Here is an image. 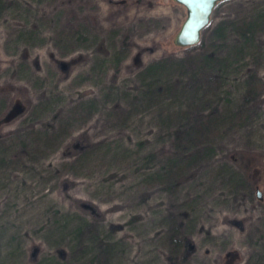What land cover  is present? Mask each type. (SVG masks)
Masks as SVG:
<instances>
[{"label":"rangeland","instance_id":"1","mask_svg":"<svg viewBox=\"0 0 264 264\" xmlns=\"http://www.w3.org/2000/svg\"><path fill=\"white\" fill-rule=\"evenodd\" d=\"M259 12L264 0H219L201 37L224 54L232 21ZM185 16L176 0H0V264H264V14L223 86L193 88L221 119L199 147L206 117L182 121L185 94L142 95L143 66L194 55L173 42ZM59 124L60 147L26 137Z\"/></svg>","mask_w":264,"mask_h":264},{"label":"trees","instance_id":"2","mask_svg":"<svg viewBox=\"0 0 264 264\" xmlns=\"http://www.w3.org/2000/svg\"><path fill=\"white\" fill-rule=\"evenodd\" d=\"M262 13L259 12L257 16L255 17L251 16L248 19H243V20L235 19L232 21V26L235 27L237 25L236 31L240 39L238 40L239 42L236 41V43L235 42L232 43V44H235L236 47L232 46L233 48L228 49L226 51L227 53L225 52L224 54H220L219 50L217 52L216 50L217 45L215 46V44H214V47H212V45L209 46L208 43L205 44L204 34L209 29V24H207L202 30L204 34L200 38L199 42L185 47L186 52H191L194 55H190L188 53V55H186V57L184 58L181 57V55H178L180 57L179 59L178 56H176L175 54L169 53L153 61H150L142 68V71L144 73H148L147 76L149 78V81L147 83L146 82L144 83V86H146V92H143L142 94L143 96L145 95L144 99L146 98L147 101L151 99L158 100L162 91L175 90L176 92L180 94L186 95L184 98L185 100L183 102H178L175 106L177 107V110H179L180 107L185 106V111L183 112L181 111L182 113H180V111L177 112L180 115L179 117L182 119V121L187 120L188 122L186 123L191 124V127H192L194 126L192 121H197L201 119V116L203 115L206 117V120H203L202 122L197 123V129L194 126L195 133L201 132V134L203 135L202 139H197V140L194 139L195 141L194 145H197V147H199L202 144L209 143L208 140L210 139V137H212L215 134L213 132L216 130V126L218 125L221 119H219L217 115L211 117V114H207L205 112V109H204V103H206L205 101L207 100L210 103V101L207 98L206 91L204 93H201V95H199L198 93L199 91L193 88L198 84L209 85V86L214 85L215 88L213 89H219L220 87L223 86L225 77H227V74L230 71V68H233L234 66L238 65L243 59L246 58L245 48L247 47L248 44L252 43L254 40V34H255L254 26L257 23H259V21L263 17L264 13L263 14ZM226 22L227 21L223 20L214 27V35L215 34L217 35L213 36V40L218 42L220 41V39H225L224 24ZM199 46L201 48L202 53L198 54L194 52V50ZM59 63H61V61H59ZM179 66L185 67L187 68V70H185V72H182L184 69H179L180 68ZM177 71L182 72V74L180 78H178L175 81H172L173 80L171 79L172 73L177 72ZM190 77L192 78L190 81L185 80V78L189 79ZM169 81H172V83H170ZM179 84L182 85L181 90L178 89L180 87ZM245 89L247 92L255 91L256 90V80L254 78L252 79L247 78ZM160 102H158V105L160 104ZM197 103H199L198 106H196ZM211 108L212 107H209L210 113H211ZM192 109H195L196 113L194 115L195 117L191 120V117L188 114L190 110ZM52 129L53 130L51 131L41 130V129L30 130L26 134V137L33 140L34 147L35 145H38L39 148H43L44 149L43 151H46V150H51L52 149L51 146L55 145V143L56 144L60 143L58 146H56V147H60L66 141V140L63 141L64 136L67 137L68 135L69 136L72 135L71 132L70 134L66 133V126L63 124H59L58 127H54ZM180 130H182L181 125L178 128V132H180ZM60 139H62V141ZM69 146L76 147L75 145H69ZM204 149H199L197 151L195 150L196 152L194 151L193 153L194 158L198 156L200 152H203ZM21 151L22 149L19 151H14L13 155L17 156L20 154ZM189 159L191 162L192 156H190ZM192 163L193 161L190 163V165ZM187 165L188 164H186L185 166ZM167 169L172 170L173 167H168ZM181 171H178L176 173H174L173 170L170 171L167 174V177L169 178V175L171 174L172 176H170L169 179H164V180L175 182L176 179L180 178L178 177V174L181 175L182 173ZM238 179L237 181H239ZM88 207L91 209L90 212L92 214L97 215V211L95 210V208L91 207L90 205ZM180 225L181 223L178 222L175 228L179 230ZM178 230H176L173 233V236L170 238L169 241H172L173 247L178 248L180 252L184 251L185 256L187 254L189 255L193 252L191 250L194 246L190 242V238H187L186 240H184L186 236L183 237L184 243H182V240L179 237L180 235H179ZM187 244H191V245L185 246ZM170 255H172L174 259H177L176 253L173 254L171 252Z\"/></svg>","mask_w":264,"mask_h":264},{"label":"water","instance_id":"3","mask_svg":"<svg viewBox=\"0 0 264 264\" xmlns=\"http://www.w3.org/2000/svg\"><path fill=\"white\" fill-rule=\"evenodd\" d=\"M186 8V16L173 37L180 46H189L199 42L203 28L209 23L214 5L219 0H176ZM257 196L261 198L259 189Z\"/></svg>","mask_w":264,"mask_h":264}]
</instances>
